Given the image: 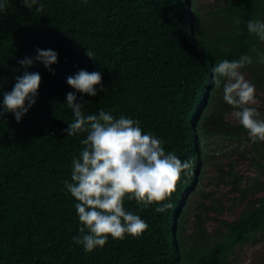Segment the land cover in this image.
I'll list each match as a JSON object with an SVG mask.
<instances>
[{"label": "trees", "instance_id": "16d2710c", "mask_svg": "<svg viewBox=\"0 0 264 264\" xmlns=\"http://www.w3.org/2000/svg\"><path fill=\"white\" fill-rule=\"evenodd\" d=\"M0 4V102L24 71L41 76L36 102L19 123L11 113L0 116V264H232L236 247L254 242L264 228V179L240 189L244 206L237 218L215 217L212 239L200 213L188 239L180 229L207 156L202 138L247 134L227 119L231 106L212 83V68L247 54L253 62L241 70L264 88V42L247 31L249 20L264 21V0H216L205 13L194 0H37L31 9L20 0ZM36 49L58 53L51 71L36 61L27 69L18 64ZM82 69L101 73L97 95L67 85ZM69 92L84 104L85 116L103 109L138 120L166 154L192 165L163 213L155 211L161 205L143 208L125 198V209L148 225L139 237L109 236L90 253L73 240L80 225L65 188L87 135L64 131L73 121ZM251 147L264 170V142ZM215 209L223 211L220 204Z\"/></svg>", "mask_w": 264, "mask_h": 264}, {"label": "clouds", "instance_id": "9594fccd", "mask_svg": "<svg viewBox=\"0 0 264 264\" xmlns=\"http://www.w3.org/2000/svg\"><path fill=\"white\" fill-rule=\"evenodd\" d=\"M20 2L28 9L37 5V0ZM42 7L40 5L38 10ZM3 8L0 4V11ZM239 22L237 19L236 24ZM247 31L264 42V21L249 20ZM36 53L35 57L18 60V64L27 69L36 61L51 71L50 66L57 63L58 53L51 49H36ZM85 54L92 59L91 51L86 50ZM252 62L247 54L238 60L219 62L212 68V83L217 89L222 87L223 100L235 110L233 116L246 130L251 142L256 143L264 142V120L257 119V110L251 107L257 103L255 86L241 72ZM40 82L37 72L24 71L17 76L11 91L3 93L0 116L11 113L19 123L35 104ZM101 82L99 71L83 69L66 79L75 92L88 96L97 95L95 86ZM76 101L74 92L67 93L66 104L73 113V121L64 131L67 136L87 135L81 140L84 147L79 157L73 158L71 183L65 181V188L76 201L74 207L80 225V235L73 240L90 253L97 247L102 248L109 236L114 240L124 239L125 234L139 237L148 225L140 216L125 209V198L135 200L143 208L161 205L155 211L163 213L172 206L164 201L176 191L182 173H190L192 165L190 161L182 162L171 152L166 154L162 142L143 133L138 120L124 116L117 119L103 109L98 114L85 116L84 104Z\"/></svg>", "mask_w": 264, "mask_h": 264}, {"label": "rangeland", "instance_id": "374dc122", "mask_svg": "<svg viewBox=\"0 0 264 264\" xmlns=\"http://www.w3.org/2000/svg\"><path fill=\"white\" fill-rule=\"evenodd\" d=\"M194 1L200 11L205 13L216 0ZM241 72L245 79L255 86L257 103L251 107L257 110L256 118L264 120V88L256 86L247 71ZM234 111L231 107L226 115L232 125L238 123L233 116ZM251 143L248 134H243L239 140L224 132H214L202 138V148L207 156L201 168V178L197 179L194 190L186 201L187 214L180 229L185 239L196 230L198 213L202 217L201 225L206 227L211 239L217 226L215 217L229 220L238 217L244 206L240 189L251 187L255 181L264 179V170L259 166L260 157L256 156ZM235 175L239 177L237 182ZM252 188L255 190L254 186ZM203 192H208L209 195L203 197L201 195ZM261 194L259 191L254 195ZM219 204L223 207L221 214L215 209ZM232 264H264V228L256 235L254 242L250 241L236 247L232 255Z\"/></svg>", "mask_w": 264, "mask_h": 264}]
</instances>
